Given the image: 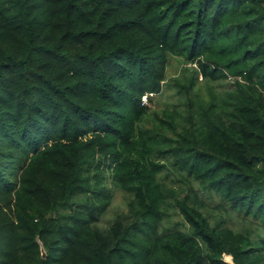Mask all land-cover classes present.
I'll return each instance as SVG.
<instances>
[{
	"label": "trees",
	"instance_id": "16d2710c",
	"mask_svg": "<svg viewBox=\"0 0 264 264\" xmlns=\"http://www.w3.org/2000/svg\"><path fill=\"white\" fill-rule=\"evenodd\" d=\"M0 264H264V0H0Z\"/></svg>",
	"mask_w": 264,
	"mask_h": 264
},
{
	"label": "rangeland",
	"instance_id": "374dc122",
	"mask_svg": "<svg viewBox=\"0 0 264 264\" xmlns=\"http://www.w3.org/2000/svg\"><path fill=\"white\" fill-rule=\"evenodd\" d=\"M176 60L177 59H174L172 61V65L168 67V81H170L172 78H179L182 76V69L185 67V65H183L181 63L179 64V62ZM171 94H172V90H168L165 93V95H166L165 97H162V96L156 97L154 100L153 107L155 109L159 110V109L165 108L167 103L174 102V98L171 96ZM143 100H146V98H144ZM121 211H123V212L127 211V204L125 202L123 195L118 193L115 196V200H114L112 209L107 214L108 215L107 219H109V221L114 219L119 212L121 213ZM173 220L175 221V220H177V218H174ZM229 225L236 228V224H234L233 221H230ZM226 260L228 261V258Z\"/></svg>",
	"mask_w": 264,
	"mask_h": 264
},
{
	"label": "water",
	"instance_id": "95a60500",
	"mask_svg": "<svg viewBox=\"0 0 264 264\" xmlns=\"http://www.w3.org/2000/svg\"><path fill=\"white\" fill-rule=\"evenodd\" d=\"M43 254L46 255V253L43 251Z\"/></svg>",
	"mask_w": 264,
	"mask_h": 264
},
{
	"label": "built area",
	"instance_id": "2783aa9c",
	"mask_svg": "<svg viewBox=\"0 0 264 264\" xmlns=\"http://www.w3.org/2000/svg\"><path fill=\"white\" fill-rule=\"evenodd\" d=\"M145 98V97H144ZM146 101V100H145Z\"/></svg>",
	"mask_w": 264,
	"mask_h": 264
},
{
	"label": "clouds",
	"instance_id": "9594fccd",
	"mask_svg": "<svg viewBox=\"0 0 264 264\" xmlns=\"http://www.w3.org/2000/svg\"><path fill=\"white\" fill-rule=\"evenodd\" d=\"M145 101V100H144Z\"/></svg>",
	"mask_w": 264,
	"mask_h": 264
}]
</instances>
